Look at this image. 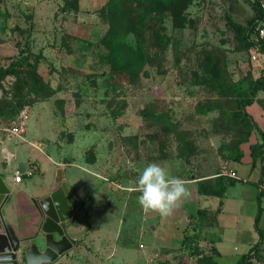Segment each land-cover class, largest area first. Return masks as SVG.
Segmentation results:
<instances>
[{
    "label": "rangeland",
    "instance_id": "374dc122",
    "mask_svg": "<svg viewBox=\"0 0 264 264\" xmlns=\"http://www.w3.org/2000/svg\"><path fill=\"white\" fill-rule=\"evenodd\" d=\"M253 16L247 0H0V69L21 62L0 71V167L9 150L37 167L11 197L30 198L44 172L54 181L62 170L79 203L62 224L73 247L49 264H208L213 244L220 264H236L258 241L245 200L257 203L250 181L264 177V150L254 166L250 156L264 87L248 118L237 97L264 75ZM22 111L26 141L10 140ZM152 162L190 191L166 218L132 190ZM221 185L227 211L211 236ZM260 247L252 264H264Z\"/></svg>",
    "mask_w": 264,
    "mask_h": 264
},
{
    "label": "crops",
    "instance_id": "0c3cea01",
    "mask_svg": "<svg viewBox=\"0 0 264 264\" xmlns=\"http://www.w3.org/2000/svg\"><path fill=\"white\" fill-rule=\"evenodd\" d=\"M10 138H12L10 140L15 139L11 136ZM19 140L22 142L26 141L24 134L22 136V139H19ZM5 161H6L5 168L3 169L0 167V177H1L0 181H1V186L7 190L8 195H6V199L3 201V203L0 206L1 222L7 228H11L16 238L20 241L19 251L17 253L18 261H20L19 258H20L21 252L24 253V257H25L27 251L28 252L30 251L31 255H39L45 251L44 234L40 230L41 223L43 221V214H42V210L40 206L38 205V202L48 197L54 191L55 189L54 182H55L56 176L54 177V181H53L51 173L44 172L43 176L40 178L41 180L35 182L36 185L30 197L31 199L28 198V199H25L24 201L15 200L13 197H11L12 194L14 195L13 192L18 190V187H19L18 185L22 183L26 184L25 180H30L34 176V174L36 173L34 172V170H37V167L32 166L31 165L32 162L28 159V157L22 151H18V150L7 151V156L5 157ZM20 164H23V166H25V170H31L33 174L29 177V179H26V177H22V181L19 183H16L14 182V176H15V173L18 172V166ZM10 167L13 170V175L11 177L7 176L5 172V169L6 168L8 169ZM254 169H252V171H254ZM252 171L248 172V174L252 175L253 173ZM234 174L236 175L237 179H233V180L235 181L238 180V181H242L246 183L249 182L248 179L241 180L236 173ZM261 176L262 174L261 172H259L258 177L250 181L256 189L257 196L259 194L258 186L260 184H264V177L261 178ZM64 180H65V175L63 172V181ZM232 185L233 184H231V186ZM31 200L33 201V203L31 202ZM244 200L245 199L243 198L239 199V202H238L239 209L241 208L243 210V204L246 203L244 202ZM248 200H249L248 203L251 204L252 206L251 207V217L253 218V227H254V219L257 214L256 210H258V204L255 202V199L253 200V198L246 199L245 201H248ZM34 201H36V205L34 204ZM209 203H210V208H211L210 210L215 211L216 213L215 214V225L213 227H209V230H208V233H210V235L212 236L214 234L213 232L214 229L218 226L219 212L224 214L227 211V205L223 204V198H216V197L212 198ZM261 216H262V213H261ZM258 227H259V223H258ZM259 228L261 230H264V228H261V227ZM254 231H255V228H254ZM256 234L258 235L257 232ZM54 237L56 238V236ZM212 240L215 241L216 239L212 238ZM257 242H260L259 235H258ZM213 246L217 252L216 257H215V260H216V258L221 257L222 251L221 249H218L215 244H213Z\"/></svg>",
    "mask_w": 264,
    "mask_h": 264
},
{
    "label": "water",
    "instance_id": "95a60500",
    "mask_svg": "<svg viewBox=\"0 0 264 264\" xmlns=\"http://www.w3.org/2000/svg\"><path fill=\"white\" fill-rule=\"evenodd\" d=\"M24 171L25 166L20 164L18 173L23 174ZM54 187V191L48 197L38 202L43 214L40 230L44 234L45 251L39 255H31V252L27 251L25 256L26 264L52 263L73 247L71 240L64 234L62 224L72 217L68 205L78 206L79 203L63 181L62 170H57L56 172ZM6 195H8V192L1 186L0 181V206L6 199ZM34 204L36 205V201H34ZM19 247L20 241L14 235L13 230L7 228L1 222L0 215V264H19L17 258Z\"/></svg>",
    "mask_w": 264,
    "mask_h": 264
},
{
    "label": "trees",
    "instance_id": "16d2710c",
    "mask_svg": "<svg viewBox=\"0 0 264 264\" xmlns=\"http://www.w3.org/2000/svg\"><path fill=\"white\" fill-rule=\"evenodd\" d=\"M171 0H167V2H170ZM249 5L251 6L252 10H253V23H252V28L250 31V34H252V44L259 53H262L264 55V42L259 41L256 36H255V29L257 26V23L261 17V10L260 7L258 5L257 2H255L254 0H247ZM21 65V62L19 61H14L12 62L7 68L5 69H0V71H4V72H8L11 71L17 67H19ZM140 65V60H136L135 61V66H139ZM264 87V75H260L254 82H252L249 86H247L245 88V92L241 93V92H237V97H238V104L239 107L242 110V117L244 118H248L250 117L243 109L251 106L254 102L253 99L255 98L256 94ZM261 139H262V143H255L253 145H250V156H251V160H252V166H254L255 162L261 157L263 150H264V132H261ZM242 158V152H237V155L233 156V161L239 162L240 159ZM22 177H26L29 178L30 176H26L25 174L22 175ZM226 186L221 185V187L219 188L218 191H216L214 193V196L217 198H222L225 190H226ZM257 204H258V210H257V214L255 216L254 219V228L255 231L258 233L259 237H260V242H257L256 244L252 245L247 253L243 254L237 261L236 264H252V259L254 257H258L260 255V249H261V245L264 242V230H261L258 227V222L262 213V206H261V195L258 194L257 196ZM196 213L200 216H203V212L201 210H197ZM187 240H189V237L184 238L183 243H188L186 242ZM216 249L214 248L213 253L205 256L206 261L208 262V264H219L216 260Z\"/></svg>",
    "mask_w": 264,
    "mask_h": 264
},
{
    "label": "clouds",
    "instance_id": "9594fccd",
    "mask_svg": "<svg viewBox=\"0 0 264 264\" xmlns=\"http://www.w3.org/2000/svg\"><path fill=\"white\" fill-rule=\"evenodd\" d=\"M133 191L139 192L138 204L145 212H153L161 217L171 216L182 202L190 196L186 182L169 175L161 164H147Z\"/></svg>",
    "mask_w": 264,
    "mask_h": 264
},
{
    "label": "built area",
    "instance_id": "2783aa9c",
    "mask_svg": "<svg viewBox=\"0 0 264 264\" xmlns=\"http://www.w3.org/2000/svg\"><path fill=\"white\" fill-rule=\"evenodd\" d=\"M258 3L260 10H261V17L257 23L256 29H255V36L259 41L264 42V0H254ZM25 111H22L19 116V124L16 128H12L10 130V136L15 139H22V136L24 134V125H25ZM31 176L32 171L31 170H25L23 174H19L18 172L15 173L14 176V182L19 183L22 181V175ZM232 179H237L236 175L234 173H231L229 175ZM258 192L261 195V199L264 200V184H260L258 186Z\"/></svg>",
    "mask_w": 264,
    "mask_h": 264
}]
</instances>
